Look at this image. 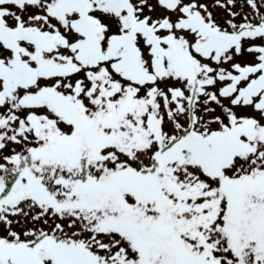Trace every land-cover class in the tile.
<instances>
[{"label": "snow or ice", "instance_id": "1", "mask_svg": "<svg viewBox=\"0 0 264 264\" xmlns=\"http://www.w3.org/2000/svg\"><path fill=\"white\" fill-rule=\"evenodd\" d=\"M0 264H264V0H0Z\"/></svg>", "mask_w": 264, "mask_h": 264}]
</instances>
